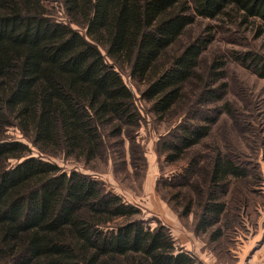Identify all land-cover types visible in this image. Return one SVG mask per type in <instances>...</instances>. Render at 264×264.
Here are the masks:
<instances>
[{
    "label": "trees",
    "instance_id": "1",
    "mask_svg": "<svg viewBox=\"0 0 264 264\" xmlns=\"http://www.w3.org/2000/svg\"><path fill=\"white\" fill-rule=\"evenodd\" d=\"M200 18L220 21L218 33L255 22L264 34V0H0V264L198 263L165 225H147L100 180L50 158L92 162L107 136L138 124L128 71L158 118L183 117L163 144L169 162L186 160L231 112L209 107L222 97L213 85L226 62L201 72L215 32L191 38ZM227 52L264 78L263 53ZM190 158L173 197H183L185 214L196 204L197 230L218 241L226 187L249 170L218 150L193 179L198 161Z\"/></svg>",
    "mask_w": 264,
    "mask_h": 264
},
{
    "label": "rangeland",
    "instance_id": "2",
    "mask_svg": "<svg viewBox=\"0 0 264 264\" xmlns=\"http://www.w3.org/2000/svg\"><path fill=\"white\" fill-rule=\"evenodd\" d=\"M56 16L65 19L58 7ZM219 22L200 18L191 27L190 36L196 37L207 28L215 32L212 43L203 53L200 69L208 73L214 61L223 59L226 62L220 71L221 79L213 85L216 94L222 97L209 107L223 105L232 113L218 118L210 135L189 152L186 160L169 162L163 144L166 135L174 130L172 126L178 125L183 117L178 118L176 114L168 119L158 118L150 103L141 98L144 84L133 79L128 71L122 74L135 94L140 111L138 124L124 127L120 135L107 136L102 153L92 162L63 156L50 160L67 171H82L100 180L107 190L137 206L140 218L147 225H165L177 245L198 258L197 264H264V78L231 60L227 52L229 49L256 50L264 54V34H259L255 22L239 28L228 26L235 34L218 33ZM8 134L27 142L17 129H9ZM218 150L238 155L249 170V177L231 179L227 185L223 199L227 204L223 217L224 236L213 241L210 232H199L196 228L197 205L185 214L183 197L173 196L183 189L176 185L182 182L177 176L190 167V156L198 161L193 179L201 178L209 156ZM34 151L33 154L38 155Z\"/></svg>",
    "mask_w": 264,
    "mask_h": 264
}]
</instances>
